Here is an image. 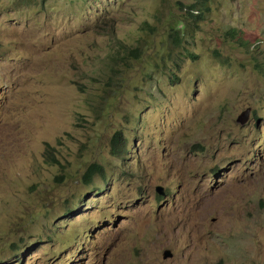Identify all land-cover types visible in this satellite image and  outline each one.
I'll return each instance as SVG.
<instances>
[{"label":"rangeland","instance_id":"rangeland-1","mask_svg":"<svg viewBox=\"0 0 264 264\" xmlns=\"http://www.w3.org/2000/svg\"><path fill=\"white\" fill-rule=\"evenodd\" d=\"M192 3L0 0V264H264V0Z\"/></svg>","mask_w":264,"mask_h":264},{"label":"trees","instance_id":"trees-1","mask_svg":"<svg viewBox=\"0 0 264 264\" xmlns=\"http://www.w3.org/2000/svg\"><path fill=\"white\" fill-rule=\"evenodd\" d=\"M192 1H193L192 4L184 7L186 9V15L191 19L201 21L203 18L201 13H203V11L205 12L208 11V6L205 7V5L207 4L209 0H192ZM195 12H199V14H194ZM179 31L180 30L178 28L171 29L170 34H169V38L173 39L174 43H178V44H180V41H182V39L178 36ZM229 34L231 37L237 35L236 30H231ZM254 69L256 71H259L260 74L264 75L263 64H259V63L255 64ZM125 143L126 141L124 139L123 134L121 132H116L110 140L112 156H115V157L118 156L120 152L122 151V148L125 147ZM48 151H50L47 156V159L49 160V162L54 165L59 164L57 158L51 153L53 149L51 148L50 150H47L46 152ZM95 176L104 178L105 177L104 167L97 165V164H91L83 174L84 184L85 185L90 184Z\"/></svg>","mask_w":264,"mask_h":264},{"label":"water","instance_id":"water-1","mask_svg":"<svg viewBox=\"0 0 264 264\" xmlns=\"http://www.w3.org/2000/svg\"><path fill=\"white\" fill-rule=\"evenodd\" d=\"M250 113V108H247L245 111H243L237 118L236 122L240 125H245L248 121V116ZM157 192L161 195L164 194L163 190L161 188H157ZM171 253L169 251H165L164 253V259L170 258Z\"/></svg>","mask_w":264,"mask_h":264},{"label":"clouds","instance_id":"clouds-1","mask_svg":"<svg viewBox=\"0 0 264 264\" xmlns=\"http://www.w3.org/2000/svg\"><path fill=\"white\" fill-rule=\"evenodd\" d=\"M246 110V109H245ZM121 153V152H120ZM112 155V154H111ZM115 157V156H114ZM117 157V156H116ZM83 179V178H82ZM157 188H161L162 190H163V192H164V189H163V187H161V186H156L155 187V192L159 195V196H164L165 195V192H164V194L163 195H161V194H159L158 192H157Z\"/></svg>","mask_w":264,"mask_h":264}]
</instances>
